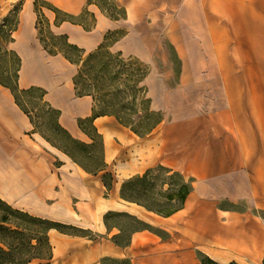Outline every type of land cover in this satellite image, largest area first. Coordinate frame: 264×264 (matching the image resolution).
Listing matches in <instances>:
<instances>
[{
  "label": "crops",
  "instance_id": "1",
  "mask_svg": "<svg viewBox=\"0 0 264 264\" xmlns=\"http://www.w3.org/2000/svg\"><path fill=\"white\" fill-rule=\"evenodd\" d=\"M18 1H23V5L18 13V25L10 45L15 51V48L22 50L21 54L16 51L21 59L17 81L19 89H27L33 85L44 88V100L60 111V125L73 137L90 140L78 127V119L93 115L92 96H77L71 77L60 83L55 76L46 77L42 81L29 80L27 71L30 60L38 57L39 62L41 61L39 53L30 56L26 52L35 32L37 16L34 0H0V3H8L11 7ZM46 1L68 17L79 16L83 12L89 13L93 25L86 29L81 21L64 20L54 25L55 12L43 8V14L51 26L58 33L65 34L69 43L84 51L96 49L105 40L107 31L122 24L108 16L94 0ZM114 1L125 8V20H129L137 13H134L133 4L128 7L127 3H139L144 0ZM184 3L183 14L174 13L168 35L180 60L181 73L178 79L181 82L206 83L213 95L228 97L225 82L231 79L224 73L225 61L218 56L216 46L224 40L225 19L232 20L231 18L244 12L252 16H262L264 6L261 5H264V0H184ZM180 24L185 28L184 34L178 32ZM129 37V33L122 36L111 43L109 48L118 51L129 49L126 46ZM183 43L189 44L187 50ZM148 50L150 51L147 53L151 57H158V53L162 55L157 59L155 66H158V69L164 67L167 72L160 74V79L175 81L176 78L168 70L171 64L163 47L156 44ZM50 57L53 60L49 61L50 64H60L62 60L72 66L60 55ZM232 112L227 106L216 108L201 118L194 116L190 131L179 137L175 129L179 128L181 123L175 121L159 134L154 128L144 137H139L132 131H124V128L108 115L96 116L93 124L103 137L105 163L116 160L121 155L122 167L131 169L135 165L132 156L137 155L139 151L132 152L128 142L137 138L145 143L143 150L138 149L140 153L143 151L144 166L140 171L129 174L162 165L192 180L193 189L186 197L182 209L166 217L170 222L173 223L176 218L194 208L187 226L201 235L202 242L209 243L208 249H218L214 248L213 244L224 245L225 250H229L228 253L234 257L232 261L237 264H264V217L260 215V211H264V186L258 184L257 161L252 151L246 155L240 139L234 143L227 138L235 126ZM56 160H59L61 165L55 168ZM65 160L75 168H68L66 171ZM89 175L92 174L84 171L66 154L34 132L27 115L15 104L10 90L0 85V198L13 208L33 216L63 224L86 222L90 225L83 228H90L94 224L93 218H96L97 223L98 216L93 212L91 192L84 185L83 178ZM75 195H85L83 198H88L83 200L86 203L83 210L87 208L91 211V220H88L90 216L87 213H81L72 202L68 203L66 200L67 197ZM100 220L103 222L102 217ZM102 227L106 229L104 223ZM206 248L204 249L207 252L204 253L211 260L221 258V255L216 256Z\"/></svg>",
  "mask_w": 264,
  "mask_h": 264
},
{
  "label": "rangeland",
  "instance_id": "2",
  "mask_svg": "<svg viewBox=\"0 0 264 264\" xmlns=\"http://www.w3.org/2000/svg\"><path fill=\"white\" fill-rule=\"evenodd\" d=\"M94 2L108 16L119 20L122 24L107 31L104 35L105 40L96 49L84 51L76 45L74 46L77 49L68 46L71 43L68 42L67 36L58 33L51 26L43 14V8L55 12L54 25L64 20L81 21L86 29L93 25L89 13L83 12L79 16L68 17L46 0H34V11L37 16L35 32L26 52L30 56L39 53L41 61L39 62L38 57L30 60L27 71L29 80L42 81L46 77L55 76L60 83L71 77L74 89V80L76 82L75 93L91 94L96 112L111 116L124 128V131L128 132L132 127L142 131L161 120L155 127V132L159 134L175 121L181 123V126L175 129L179 137L190 131V123L194 120V116L201 118L206 113L215 111L216 108L229 106L233 111L235 126L227 138L234 143L240 139L246 155L252 151L257 161L258 184L264 186V15L252 16L244 12L245 15L237 14L231 18L232 20L225 19L224 40L215 44L218 46V56L225 61L224 73L228 74L231 80L225 82L228 97H221L213 95L206 87V83L181 82L178 79L181 73L180 60L175 54L174 47L171 46L168 35L174 13L176 12L177 15L180 12L182 15L184 12V0L128 2V7L133 4L134 13H137L129 20H125V8L114 0H94ZM22 5L23 1L13 3L11 7L8 3H0V79L2 80L13 81L19 76L21 65L19 54L22 50L15 48L18 54L11 48L9 41L10 38L13 41V33L18 25V13ZM38 20L40 24L37 28ZM14 27L15 30L11 32ZM136 32L139 34L137 35ZM178 32L184 34L183 25L178 28ZM128 33L130 37L126 46L129 49L118 51L109 48L111 43ZM156 44L163 47L165 56L171 64L168 70L176 78L175 81L160 79V74L167 72L164 67L158 69V66H155L157 59L162 55L158 53V57H151L147 53L150 51L148 49ZM183 44L187 50L189 44ZM44 45L49 50L59 52L56 55L62 56L72 66L62 60L60 64L56 62L50 64L49 61H53L50 55H53L44 48ZM63 53H67L75 63L69 62L62 55ZM42 89L45 91L44 88ZM41 94L40 90H36L25 97L24 101L36 125L40 129H46L55 119V114L45 100L41 99ZM132 139L128 142L130 150L139 152L132 156L135 165L131 169L122 167L121 155L116 160L106 163L107 171H110L114 177L112 191L108 192L103 187L99 178L102 172L95 177L89 175L83 178L84 185L91 192L94 202L93 212L98 216L97 223H95L96 218L91 216L90 210L87 208L83 210L86 206L83 200H88L83 198L85 195H80V198L76 195L66 198L68 203L72 202L81 213L83 211L87 213L90 216L88 220L93 218L94 224L86 229L83 228L89 224L86 222L65 224L68 225L65 231L76 235L52 230L50 232L53 251L51 264H99L102 257L128 259L130 264H209V261H213L204 253L207 252L205 247L210 250L209 243L202 242L201 235L191 231L187 226L194 208L172 223L165 216L119 198L118 190L121 182L132 176L142 175L147 170L129 174L143 169L145 159L143 151L140 153L138 150H143L144 141ZM80 140L90 142L86 138ZM69 147L76 150L72 144ZM93 151L99 155V145H96ZM64 163L66 171L68 168L70 170L75 168L68 160ZM60 165L59 160L54 162L55 168ZM183 177L189 180L188 177L184 175ZM155 182L156 189L170 190L171 184L176 183V180L161 175ZM107 212L112 213L107 221L114 226L109 232L103 229V222L100 220ZM260 215L264 217V211H260ZM142 228L145 229L140 230ZM212 246L218 249L210 251L216 256L221 255V258H216L214 263L237 264L232 261L234 257L228 253L229 250H225L224 245Z\"/></svg>",
  "mask_w": 264,
  "mask_h": 264
},
{
  "label": "trees",
  "instance_id": "3",
  "mask_svg": "<svg viewBox=\"0 0 264 264\" xmlns=\"http://www.w3.org/2000/svg\"><path fill=\"white\" fill-rule=\"evenodd\" d=\"M54 11L57 12V10ZM39 24L40 21L38 20L37 28ZM15 27L11 32L15 30ZM9 42H12V38H10ZM68 46L77 49L74 45L68 44ZM44 48L52 55L59 53L47 49L45 45ZM62 55L69 62L75 63L67 53H63ZM17 78L18 76H16L13 81L0 79V85L10 90L15 104L27 115L33 125L34 132L39 133L51 146L62 151L87 173L98 175L102 172L99 176L100 181L106 191H111L114 177L110 171H107V164L104 161L103 137L97 132L93 124L96 116L106 114L97 113L94 107L92 116L78 119V127L90 139V142H84L73 138L68 130L60 125V111L53 108L45 101L55 114V119L49 123L46 129H40L33 120L31 111L24 101V98L34 91L40 90L42 93L41 99L44 100L45 91L35 86H31L27 89H19ZM74 85L76 89L75 80ZM76 95L83 96L91 94L76 92ZM160 121L161 120H158L142 131L133 127L130 128V130L137 136L144 137L149 134ZM70 144H72L76 150L70 148ZM96 145L100 147L99 155L93 151ZM161 175L176 180V183L171 184L170 190L156 189L157 184L155 181ZM192 189L191 179L185 180L180 172L173 171L162 165H157L148 168L142 175L132 176L123 180L119 186L118 196L126 202L142 206L147 211L167 217L182 209L186 197ZM111 214L112 213L107 212L103 216V223L108 232L114 227L107 221V218ZM66 227H68V225L33 216L25 211L13 208L0 198V264H51L53 251L50 242V232L56 230L62 234L76 235V233L65 231ZM144 229L145 228H142L140 230ZM99 264H130V261L128 259L102 257L99 260ZM209 264L216 263H214V261H209Z\"/></svg>",
  "mask_w": 264,
  "mask_h": 264
},
{
  "label": "water",
  "instance_id": "4",
  "mask_svg": "<svg viewBox=\"0 0 264 264\" xmlns=\"http://www.w3.org/2000/svg\"><path fill=\"white\" fill-rule=\"evenodd\" d=\"M124 201V200H123ZM126 202V201H125ZM127 203H130V202H127Z\"/></svg>",
  "mask_w": 264,
  "mask_h": 264
}]
</instances>
